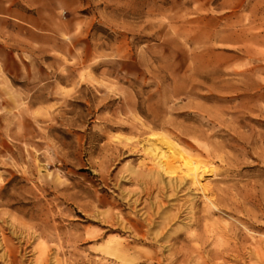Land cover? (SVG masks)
<instances>
[{
	"label": "rangeland",
	"instance_id": "1",
	"mask_svg": "<svg viewBox=\"0 0 264 264\" xmlns=\"http://www.w3.org/2000/svg\"><path fill=\"white\" fill-rule=\"evenodd\" d=\"M0 264H264V0H0Z\"/></svg>",
	"mask_w": 264,
	"mask_h": 264
},
{
	"label": "bare ground",
	"instance_id": "2",
	"mask_svg": "<svg viewBox=\"0 0 264 264\" xmlns=\"http://www.w3.org/2000/svg\"><path fill=\"white\" fill-rule=\"evenodd\" d=\"M154 146L161 149L158 163L165 172L171 176L182 174L194 183L200 181L202 171L199 164L190 158L176 142L170 141L165 135L159 133Z\"/></svg>",
	"mask_w": 264,
	"mask_h": 264
}]
</instances>
